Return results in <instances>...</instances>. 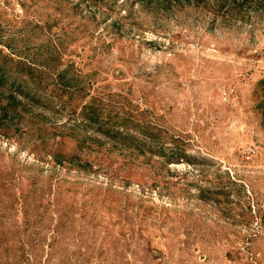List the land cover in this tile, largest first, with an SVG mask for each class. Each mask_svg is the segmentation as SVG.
<instances>
[{
	"label": "rangeland",
	"instance_id": "rangeland-1",
	"mask_svg": "<svg viewBox=\"0 0 264 264\" xmlns=\"http://www.w3.org/2000/svg\"><path fill=\"white\" fill-rule=\"evenodd\" d=\"M0 264H264V0H0Z\"/></svg>",
	"mask_w": 264,
	"mask_h": 264
},
{
	"label": "trees",
	"instance_id": "trees-1",
	"mask_svg": "<svg viewBox=\"0 0 264 264\" xmlns=\"http://www.w3.org/2000/svg\"><path fill=\"white\" fill-rule=\"evenodd\" d=\"M2 72H0V82H2V74H1ZM263 82H264V77H263Z\"/></svg>",
	"mask_w": 264,
	"mask_h": 264
}]
</instances>
